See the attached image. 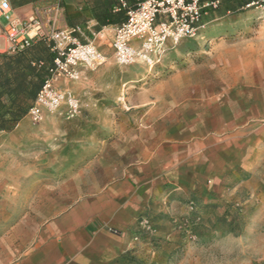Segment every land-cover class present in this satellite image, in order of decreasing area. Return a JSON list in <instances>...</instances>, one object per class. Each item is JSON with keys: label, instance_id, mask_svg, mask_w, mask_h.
I'll return each mask as SVG.
<instances>
[{"label": "crops", "instance_id": "0c3cea01", "mask_svg": "<svg viewBox=\"0 0 264 264\" xmlns=\"http://www.w3.org/2000/svg\"><path fill=\"white\" fill-rule=\"evenodd\" d=\"M139 1L8 0L10 19L17 25L57 4V27L77 42L95 39L105 58L95 69L78 68L77 80L58 78L54 83L78 100L80 112L75 117L66 118L63 108L54 113L43 110L38 125L26 114L12 130L0 131V163L8 162L2 176L8 188L3 189L8 194H33L31 180H51L55 194L75 196L67 209L40 229L31 249L14 264H110L126 249V236L138 216L150 207L167 211L175 197L191 193L206 205L239 194L245 184L255 194L256 180L264 186V172L258 169L264 156V123L259 122L264 119V92L255 91L246 109L228 114L205 105L194 112L193 120L198 116L199 121L188 129L183 143L176 142V129L169 126L162 138L153 135L150 145L145 139L137 142L134 155L123 158V149L112 155L111 148L118 143L110 140L117 129L110 104L123 95V67L114 58L109 62L107 55L113 56L109 42L127 9ZM49 44L33 40L31 52L40 55ZM7 53L10 44L0 28V54ZM151 127L160 129L159 124ZM119 145L123 148L122 138ZM240 172L244 180L232 184ZM18 180L23 186L15 189L22 190L9 189ZM37 188L46 204L53 191L47 185ZM32 225L35 230L37 225ZM250 240L253 252L264 258V233ZM15 256L9 250L0 255V264Z\"/></svg>", "mask_w": 264, "mask_h": 264}, {"label": "rangeland", "instance_id": "374dc122", "mask_svg": "<svg viewBox=\"0 0 264 264\" xmlns=\"http://www.w3.org/2000/svg\"><path fill=\"white\" fill-rule=\"evenodd\" d=\"M201 26L193 38L168 45L158 65L141 60L119 65L123 95L110 104L117 126L110 140L118 143L111 148L112 155L118 156L121 149L123 158L134 155L137 142L145 139L148 146L153 135L162 138L169 126L176 129V142L183 143L188 129L199 121L198 116L193 120L194 112L205 105L228 114L246 109L255 91L264 92V8L236 6L228 11L222 6L208 11ZM107 57L113 62V56ZM151 124L160 129L152 130ZM258 169L264 172V156ZM7 170L8 162L1 161L0 255L16 252L7 263L14 264L31 249L40 229L67 209L75 196L55 194L51 180H31L35 182L31 190L47 185L53 191L46 204L36 192L8 194L3 189L8 180L2 178ZM239 175L232 184L244 180L242 172ZM16 183L9 189L22 190L15 188L23 186V180ZM241 188L233 197L206 205L191 193L175 197L167 203V211L150 207L138 216L126 236V249L110 264H264L250 247L251 237L264 233L263 182L256 180L255 194L253 187ZM22 240L29 242L23 245Z\"/></svg>", "mask_w": 264, "mask_h": 264}, {"label": "built area", "instance_id": "2783aa9c", "mask_svg": "<svg viewBox=\"0 0 264 264\" xmlns=\"http://www.w3.org/2000/svg\"><path fill=\"white\" fill-rule=\"evenodd\" d=\"M223 0H141L126 11L125 20L112 34L109 46L114 60L128 65L141 60L149 66L158 65L167 46H175L180 40L193 38L201 19L208 11L218 9ZM264 8V0H250L242 9ZM57 4L36 11L23 25L10 19L8 0H0V28L5 34L11 51L28 47L35 39L51 44V64L47 76L27 114L32 123H39L43 110L49 113L62 108L66 118L80 112L78 100L55 87L58 78L77 80L78 68L95 69L105 62L95 39L75 41L70 32L57 27ZM33 35L30 36L29 34ZM100 36V35H99ZM101 40H105L101 35ZM41 66V64H40Z\"/></svg>", "mask_w": 264, "mask_h": 264}, {"label": "trees", "instance_id": "16d2710c", "mask_svg": "<svg viewBox=\"0 0 264 264\" xmlns=\"http://www.w3.org/2000/svg\"><path fill=\"white\" fill-rule=\"evenodd\" d=\"M245 0H223V7L233 11ZM221 4V5H222ZM37 43L45 42L35 39ZM32 43V42H31ZM51 44L40 55L32 45L22 50L0 54V131H10L27 114L47 76L51 64ZM41 64V66H40Z\"/></svg>", "mask_w": 264, "mask_h": 264}]
</instances>
